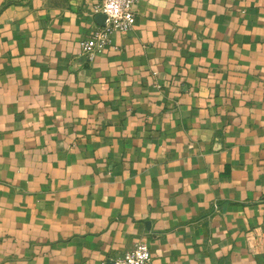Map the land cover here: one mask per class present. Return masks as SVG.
<instances>
[{
    "label": "crops",
    "instance_id": "obj_1",
    "mask_svg": "<svg viewBox=\"0 0 264 264\" xmlns=\"http://www.w3.org/2000/svg\"><path fill=\"white\" fill-rule=\"evenodd\" d=\"M0 0V264H264V0Z\"/></svg>",
    "mask_w": 264,
    "mask_h": 264
},
{
    "label": "built area",
    "instance_id": "obj_2",
    "mask_svg": "<svg viewBox=\"0 0 264 264\" xmlns=\"http://www.w3.org/2000/svg\"><path fill=\"white\" fill-rule=\"evenodd\" d=\"M136 1L102 0L101 3L94 5L92 16L102 13L106 19L104 25L94 27L91 33L80 42L81 53L87 61H93L97 54L111 46L115 33L124 34L133 29L137 20L134 9ZM245 239L252 252L264 246V227L249 230ZM151 260L149 245L141 241L115 259L113 264H149Z\"/></svg>",
    "mask_w": 264,
    "mask_h": 264
},
{
    "label": "water",
    "instance_id": "obj_3",
    "mask_svg": "<svg viewBox=\"0 0 264 264\" xmlns=\"http://www.w3.org/2000/svg\"><path fill=\"white\" fill-rule=\"evenodd\" d=\"M95 19L96 21L98 22V24L100 26L104 25V22H105V19H106V16L102 13H99L95 16ZM113 264V263H112Z\"/></svg>",
    "mask_w": 264,
    "mask_h": 264
}]
</instances>
